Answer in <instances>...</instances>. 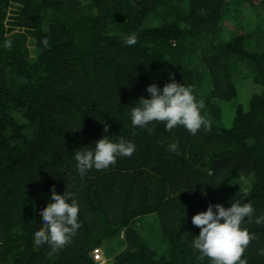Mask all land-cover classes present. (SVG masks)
I'll use <instances>...</instances> for the list:
<instances>
[{"label": "trees", "instance_id": "16d2710c", "mask_svg": "<svg viewBox=\"0 0 264 264\" xmlns=\"http://www.w3.org/2000/svg\"><path fill=\"white\" fill-rule=\"evenodd\" d=\"M246 4L264 8V0H0V264H97L96 246L108 264H210L192 248L194 214L236 200L251 202L253 218L264 213V44L247 42L263 24H247L256 14L236 21ZM132 32L129 46L122 37ZM170 73L203 102L207 126L195 135L131 123L147 85L162 89ZM244 80L261 87L248 109L234 103ZM103 135L131 140L135 151L81 178L73 153ZM251 174L248 188L234 185ZM53 188L74 194L81 225L56 251L33 239ZM152 213L163 248L138 224ZM243 227L255 234L247 264H264V223Z\"/></svg>", "mask_w": 264, "mask_h": 264}, {"label": "clouds", "instance_id": "9594fccd", "mask_svg": "<svg viewBox=\"0 0 264 264\" xmlns=\"http://www.w3.org/2000/svg\"><path fill=\"white\" fill-rule=\"evenodd\" d=\"M122 42L129 46L135 44L137 34L132 32L124 35ZM43 43L47 44V40ZM169 75L170 80L162 89L155 82L147 85L146 91L150 96H142L138 103L131 107V123L134 127L143 128L153 121H158L163 122L168 131L183 126L195 135L202 125L207 126L201 114L203 102L196 100L190 86L177 82L173 74ZM111 136L103 135L92 147H85L73 153L81 178L92 168L107 169L116 163L118 157L133 154L136 148L133 141L124 138L114 140ZM168 148L170 151H177V144L171 143ZM79 207L73 193L64 191L60 194L53 188L50 201L40 209L43 224L34 230L35 243L48 244L52 251L69 243L81 226L78 220ZM253 213L251 202L241 203L236 200L228 207L220 203H209L206 210L194 214L192 223L200 228L199 235L194 236L192 240L193 250L199 253L197 259L207 257L210 264H247L243 253L250 240L255 238V234L243 225L250 221L256 225L264 223V213L254 218Z\"/></svg>", "mask_w": 264, "mask_h": 264}, {"label": "rangeland", "instance_id": "374dc122", "mask_svg": "<svg viewBox=\"0 0 264 264\" xmlns=\"http://www.w3.org/2000/svg\"><path fill=\"white\" fill-rule=\"evenodd\" d=\"M242 9L243 11L237 15L236 21H241L245 17L249 18L250 16L256 14L253 17V19L251 18H249V20L247 19V22H248L247 24L251 25L253 24V22H257V21H261L263 24V29L261 30L256 31L255 28L252 27L253 28V30H251L252 35L247 41L250 50H258L264 44V19H263L264 18V8L258 7V6L255 8V7L248 6L246 4V6H244ZM258 14H261V15L258 16ZM230 24H231L230 26L234 25V23L232 24V22ZM242 65H243L242 66L243 68H246L247 67L246 61H243ZM238 87H239V93H238L237 98L234 99V103H241L246 109H248L251 96L253 94L260 93L261 87L250 80H246V81L244 80L243 82H240L238 84ZM244 181L245 180L243 178H239L236 182H234V185L237 186L240 190H244V188H248L255 181L253 174L249 176V181L247 183L244 184ZM138 224H140L141 226L142 236L143 237L145 236L148 242H152L153 240L156 241L155 239L156 236L159 237L158 239L160 240L161 245H159V247H157L156 245L155 246L153 245V247L155 248L164 247L165 243L162 239V229L159 224V217L157 214L152 213V214L142 216L138 220ZM104 251L106 253L105 249ZM108 259L110 261L109 257Z\"/></svg>", "mask_w": 264, "mask_h": 264}, {"label": "built area", "instance_id": "2783aa9c", "mask_svg": "<svg viewBox=\"0 0 264 264\" xmlns=\"http://www.w3.org/2000/svg\"><path fill=\"white\" fill-rule=\"evenodd\" d=\"M125 228H123L124 230ZM123 233V232H122ZM94 259L98 264H104L106 257L104 255L103 250L100 247H96L93 250Z\"/></svg>", "mask_w": 264, "mask_h": 264}, {"label": "bare ground", "instance_id": "6f19581e", "mask_svg": "<svg viewBox=\"0 0 264 264\" xmlns=\"http://www.w3.org/2000/svg\"><path fill=\"white\" fill-rule=\"evenodd\" d=\"M96 247H100V246H96ZM96 247H94V248L92 249V251H91V255L93 256V259H94L93 250H94ZM100 248L103 250L102 247H100ZM103 252H104V255H105V257H106V260H105L104 264H108V263H109V259H108V257L106 256V253H105L104 250H103ZM94 261H95V259H94ZM95 263H97V262L95 261ZM97 264H98V263H97Z\"/></svg>", "mask_w": 264, "mask_h": 264}]
</instances>
